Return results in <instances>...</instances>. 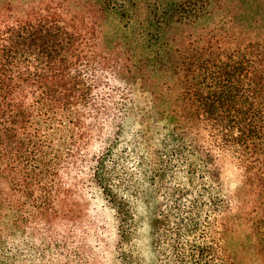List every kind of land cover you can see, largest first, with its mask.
I'll return each mask as SVG.
<instances>
[{
    "label": "trees",
    "instance_id": "trees-1",
    "mask_svg": "<svg viewBox=\"0 0 264 264\" xmlns=\"http://www.w3.org/2000/svg\"><path fill=\"white\" fill-rule=\"evenodd\" d=\"M142 197L157 264L264 228V0H0V264H138Z\"/></svg>",
    "mask_w": 264,
    "mask_h": 264
},
{
    "label": "rangeland",
    "instance_id": "rangeland-1",
    "mask_svg": "<svg viewBox=\"0 0 264 264\" xmlns=\"http://www.w3.org/2000/svg\"><path fill=\"white\" fill-rule=\"evenodd\" d=\"M24 1L14 0V4L20 5ZM134 129L131 128V130ZM128 137L126 136V138ZM138 141L141 144L142 138H138ZM225 179L232 188H237V178L231 173L228 172ZM136 209L132 242L138 254V264H157L151 245V223L154 216L152 199L142 197L138 200ZM261 229V231H257L242 215H239L233 231L228 236L229 250L235 264H264V228Z\"/></svg>",
    "mask_w": 264,
    "mask_h": 264
}]
</instances>
